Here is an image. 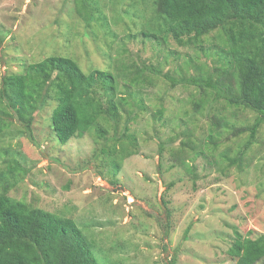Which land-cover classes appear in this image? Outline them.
Segmentation results:
<instances>
[{"label":"rangeland","instance_id":"rangeland-1","mask_svg":"<svg viewBox=\"0 0 264 264\" xmlns=\"http://www.w3.org/2000/svg\"><path fill=\"white\" fill-rule=\"evenodd\" d=\"M90 3L92 14L86 20L77 15L73 0H0V73H17L49 55L72 58L84 72H113L121 95L133 104V96L124 91L127 83L134 100L143 101L144 109L131 106V117L123 115L117 127L120 134L129 121L137 153L124 158L112 174L110 158L99 152L113 140L109 125V141L90 132L59 143L50 121L55 101L44 95L30 135L15 121L0 130V170L13 159L27 170L8 195L71 218L95 240L97 264H169L173 257L174 264H234L225 254L233 229L250 232V237L264 233V125L243 169L234 164L228 175L222 173L227 160L220 153L232 146L236 151L245 137L222 129L218 148L204 147L214 108L207 103L202 112H194L198 90L190 84L172 86L154 72L161 70L175 80L196 76L200 63L220 64L213 54L218 48H212L210 38L200 51L143 36L160 21L152 0ZM140 71L141 82L130 84ZM147 78L151 86L142 82ZM223 113L233 114L228 119L236 126L254 119L253 112L241 108ZM196 145L204 152L195 155L191 146Z\"/></svg>","mask_w":264,"mask_h":264},{"label":"trees","instance_id":"trees-1","mask_svg":"<svg viewBox=\"0 0 264 264\" xmlns=\"http://www.w3.org/2000/svg\"><path fill=\"white\" fill-rule=\"evenodd\" d=\"M73 1L77 15L89 19L90 1L94 0ZM152 4L160 21L152 32H142L143 36H152L158 43L172 40L200 51L206 50L202 47L204 39L210 38L212 48H218L213 54L220 64L206 67L200 63L196 76L175 80L161 70L154 72L170 80L172 86H194L199 92L193 101L194 112H202L207 103L214 108L209 111L210 130L204 147L210 144L213 149L218 148L224 137L222 129L230 130L232 137H245L238 141L236 151L232 146L220 153L221 160H227L222 173L228 175L227 168L234 164L243 169L247 152L257 142L258 128L264 125V0H152ZM115 75L96 68L84 72L72 58L62 55L46 56L17 73H0V130L15 121L30 135L34 114L45 95L55 101L50 121L61 144L90 132L109 141L106 125L112 128L111 145L102 146L99 152L110 158L111 172L116 174L122 160L136 154L138 146L129 121L120 134L117 127L123 115L129 118L128 108L134 105L144 109V105L141 98L134 100L135 94L128 91L131 85L127 83L123 84L124 91L133 96V104L121 95ZM141 75V71L137 72L130 84L141 82ZM144 81L151 86V79ZM211 102L222 104L216 107ZM225 108L249 110L254 119L250 124L236 126L228 119L233 114L223 113ZM158 112L161 116L162 110ZM198 147L191 146L195 155L204 152ZM178 160L181 165L186 164L185 159ZM5 162V168L0 170V264H97L92 254L95 240L84 235L71 218L8 195L23 178L20 174L25 175L27 170L16 159ZM249 234L233 229L225 254L234 259V264L264 260V233L254 237ZM174 262L173 257L169 264Z\"/></svg>","mask_w":264,"mask_h":264}]
</instances>
